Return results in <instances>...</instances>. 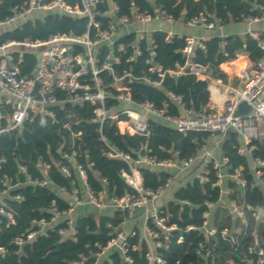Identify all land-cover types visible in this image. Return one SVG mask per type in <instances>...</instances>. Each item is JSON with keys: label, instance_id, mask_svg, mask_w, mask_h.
<instances>
[{"label": "built area", "instance_id": "built-area-1", "mask_svg": "<svg viewBox=\"0 0 264 264\" xmlns=\"http://www.w3.org/2000/svg\"><path fill=\"white\" fill-rule=\"evenodd\" d=\"M254 8L261 9L262 14L247 16L246 19L250 22L258 21L264 16V4L255 5ZM36 10H56L77 17L84 14L83 18L87 19L86 29L81 34L58 32L45 40L12 39L0 46V106H4L7 112L5 116L0 113V122L2 119L6 120V125L0 128V132L19 129L27 121H57L55 109L65 110L76 105H87L92 108L94 120L98 122L100 138L107 148L106 154L128 164L130 171L122 174L132 191L120 196L108 194L106 190L96 192L88 181L87 170L80 163L78 151L74 148L71 152L61 149L63 158L72 165V169L62 161L56 163L62 173L71 179L70 188H55L52 185L48 176L50 163L43 158L39 160L44 174V178L40 180L33 179L27 173L26 166L20 164V171L26 174V183L52 185L56 195L68 201L71 207L68 211H60L53 201V215L50 218H34L30 227L13 239V244L22 248L25 243L39 236H47L57 228L63 238L75 239L76 218L88 207L98 215L110 217L121 211L124 217L121 224L114 226L111 222L107 223L111 228V237L106 244L97 243V250L89 255H82L79 260H72L69 264H105L107 261L112 264L110 256L114 253L121 256L123 264H136L131 252L138 250L139 245H131L128 238L137 234L147 246L146 264H167L162 250L169 248V233L184 231L175 223L167 224L163 207L155 204L170 185L171 179L156 189L145 188L140 167H177L182 170L190 167L198 154L180 159L175 153L173 157L160 159L151 153V149L146 148L145 153L133 158L130 153L119 150L110 142L104 134L105 124L114 125L121 134L130 135L145 134L150 118H156L182 134L195 131L217 135L232 128L240 135L244 144L239 149L240 154L249 153L253 156L256 149L254 142L264 139V38L261 33H249L257 40L262 51V56L257 61L238 65L235 63L236 58H230L225 53L226 59L220 64V70L235 78L237 84L232 89L234 95L226 101L222 111L195 112L186 105L181 95L170 92L169 97L178 110L175 113L168 102L159 107L149 100H135L128 84L136 80L160 87L163 83L166 72L156 61V41L153 34L166 31V39L170 40L174 33L161 26L148 25L155 21L174 25L177 20L158 5L154 4L152 9H142L135 1H131L130 13H121L116 0H78L75 5L66 0H30L15 7L12 15L0 20V28L27 19ZM209 16L204 12L200 13L186 24L204 29L220 25L219 20H213ZM185 39L183 52L188 59L184 65H178L175 70H168V73L175 78L180 74H195L201 79L210 80L207 66L192 59L196 47L205 48L206 38L186 36ZM16 46H23L24 49L17 50L14 48ZM29 49L36 50L37 61L27 75H21L23 53ZM140 58H144L140 74L121 68L124 61L132 64ZM242 101H246L250 109L238 115L236 111ZM64 127L71 129L69 123L64 124ZM252 164L255 177L252 185L258 184L264 189L261 171L264 157L254 156ZM211 165L217 177L216 184L220 187L219 199L216 202H205L207 210L203 213L201 225L190 224L186 227V230L201 231L206 238L205 244L199 243L196 255L202 259L203 264H217L216 261L220 258L223 260L222 264H264V247L249 246L244 254H240L237 249L239 235L250 225L256 234L258 225L264 219V204L252 206L231 197L226 177L235 180L242 191L248 181L242 168L235 169L233 174L228 172V159L225 157L218 162L208 156L202 161L201 169L195 177L203 183L207 182L212 172ZM222 166L227 170H223ZM2 182L5 188L0 191V198L8 196L12 189L21 184L14 182L12 178L3 179ZM102 183L108 185V180L102 178ZM14 199L20 200L22 196L17 194ZM185 203L190 204L189 201ZM141 206L145 210L133 215V210ZM216 209L226 212L231 225L223 226L219 223V219L215 218ZM237 219L239 223L236 224ZM150 220L154 227L150 225ZM4 222L15 223V213L0 205V225ZM179 241L183 242V238L180 237ZM6 253L7 249L0 247V256ZM237 253L241 256L240 259L235 256ZM90 259L93 262L87 263Z\"/></svg>", "mask_w": 264, "mask_h": 264}, {"label": "trees", "instance_id": "trees-1", "mask_svg": "<svg viewBox=\"0 0 264 264\" xmlns=\"http://www.w3.org/2000/svg\"><path fill=\"white\" fill-rule=\"evenodd\" d=\"M30 0H0V20L6 19L13 14L17 6L24 5ZM75 5L78 0H66ZM121 13H130V3H135L142 9L158 5L175 20L185 23L199 15L209 14L213 20H219L220 25L230 22H239L249 15H259L255 5L264 4V0H116ZM41 17L27 18L19 21L16 26L0 32V46L8 40H45L58 32L81 34L85 31L87 19L77 17L56 10L40 11ZM166 31L154 32L156 41L157 57L163 71L166 72L160 87L146 84L142 81L129 82L135 100H149L155 105L162 107L165 102L170 103L173 112L178 113L176 106L171 101L169 93L181 95L186 105L195 112L207 111L210 100L208 90L209 80L201 79L195 74H180L173 77L168 70H175L178 65H184L187 55L183 52L186 44V36L174 34L170 40L166 39ZM264 38V34L261 35ZM205 48L196 47L192 59L196 63L207 66L208 71L214 77L226 79V75L220 70V64L226 59L225 53L230 58H236L241 52L249 55L252 61H257L262 56L258 42L250 34L241 36L231 34L227 36L214 35L204 41ZM144 58L129 64L125 61L121 68L133 70L138 75L144 67ZM37 61L35 49H29L23 53V61L20 64L21 75H27ZM147 68V66L145 67ZM57 121L41 123L38 120L27 121L24 125L12 131L0 132V191L5 188L2 180L12 178L14 182H20V186L12 189L8 196L0 198V205H4L15 213V223L0 225V247H5L7 253L0 256V264H69L72 260H79L82 255H89L97 250V243L106 244L111 237V228L107 226L111 222L114 226L123 222V214L117 211L113 217L98 215L93 209L86 208L76 218V238H63L58 233V228L50 231L47 236H39L33 241L25 243L22 248L13 244V239L25 232L34 218H50L53 201L60 211H68L71 207L69 202L58 197L55 188L61 186L71 187V179L62 173L56 165L62 161L72 169V165L60 154L63 151H78L79 161L87 170L88 181L96 192L105 191L111 195H123L131 192L132 188L120 175L128 173V164L119 158H111L106 154L107 148L100 138L98 122L94 120L92 108L85 105H76L65 110L55 109ZM69 123L71 129L65 128ZM4 119L0 122V128L5 127ZM104 134L110 142L119 150L131 154L133 158L145 153L146 148L151 153L163 159L173 157L175 153L180 159L196 156L203 144L210 138L207 132H188L182 134L176 129L166 125L156 118H150L145 134H121L116 126L105 124ZM254 156L264 157V144L255 141ZM171 149L173 153H170ZM240 140L237 132L228 131L221 145L222 156L228 159V172L233 174L235 169L242 168L248 185L242 191L238 183L228 180L231 188V197L240 201L258 206L264 204V189L255 183L254 172L248 156L240 154ZM43 158L50 163L48 170L52 185L40 186L26 183V174L20 171L23 164L33 179H43L44 174L39 166V160ZM212 168V165H211ZM262 179L264 180V167H261ZM140 172L145 188L156 189L172 179L173 173L170 168L140 167ZM102 178L108 180V185L102 183ZM217 177L214 169L207 182H201L198 177L180 185L165 207L164 215L167 224H177L184 231H171L169 233V248L162 250L167 259V264H188L195 262L203 264L195 250L200 242L206 243L204 234L199 230H186L190 224L201 225L203 213L207 210L205 202H216L220 196V187L216 184ZM20 194L22 199H14ZM189 201L190 204L185 203ZM215 218L220 219L224 226L225 220L231 225L229 216L220 209L215 210ZM227 223V224H228ZM239 223L237 219L236 224ZM150 225L154 227L150 220ZM60 226V225H59ZM137 227V226H136ZM138 230V228H137ZM180 237L183 242H180ZM237 249L244 254L249 246L259 245L264 247V219L258 225L256 234L250 225L239 235ZM60 243L57 247L56 243ZM128 242L138 244L139 249L131 252L136 264H146L145 254L147 246L140 241L139 234L130 236ZM112 264H123L121 256L114 253L110 256ZM218 264L222 258L218 259ZM93 262L92 259L87 263ZM105 264H110L108 261Z\"/></svg>", "mask_w": 264, "mask_h": 264}, {"label": "crops", "instance_id": "crops-1", "mask_svg": "<svg viewBox=\"0 0 264 264\" xmlns=\"http://www.w3.org/2000/svg\"><path fill=\"white\" fill-rule=\"evenodd\" d=\"M148 26H161L167 31H172L174 34L194 37H205L206 39L214 35L227 36L231 34H239L241 36H244L246 34H249L250 32H258L262 35L264 34V16H261V18L255 22H250L248 19L245 18L244 20L239 22H230L224 25H218L216 28L213 29H204L202 27H189L182 20H177L174 25H169L168 23L163 21H155ZM251 62L252 60L249 55L243 52L239 53L235 60V63L238 65H244ZM209 72L211 75V79L209 80L208 85V90L210 92L208 108L212 110V112L222 111L226 101L234 95L232 89L236 86L234 85V81H236V79L226 75L227 79L224 80L219 77H214L211 74V71ZM226 133L227 131L224 134L211 135L210 138L200 148L198 158L190 167L182 169V171H180V169L177 167L170 168L173 173L170 185L166 188L163 195L157 198V200L155 201L156 205L165 207L167 203L174 198V193L176 189L180 185L192 180V178L195 177V175L201 169L202 161L208 158V156L218 162H221V160L224 158L221 152V145L223 143ZM239 140L241 148L244 146V144L240 135ZM246 155L248 156L250 164L252 166L253 156H251L249 153H246ZM222 167L223 170H227L225 166ZM229 179L230 178L226 177L225 181L227 182ZM218 221H220V219ZM224 223L227 224V220H225ZM222 261H220L219 264H222ZM216 263L218 264V261H216Z\"/></svg>", "mask_w": 264, "mask_h": 264}, {"label": "water", "instance_id": "water-1", "mask_svg": "<svg viewBox=\"0 0 264 264\" xmlns=\"http://www.w3.org/2000/svg\"><path fill=\"white\" fill-rule=\"evenodd\" d=\"M257 11H258V13H259L260 15L262 14L261 9H257ZM84 16H85L84 14L81 15V17H84ZM249 109H250V106L248 105V103H247L246 101H242V102L240 103V105H239L237 111H236V114H238V115L244 114V113L248 112ZM0 113H1V115H3V116L6 115L7 112H6V109H5L4 106H0ZM228 131L236 132V131H235L234 129H232V128L228 129L227 132H228ZM261 142L264 144V139H261ZM59 152H60V154L62 155V150H61V149H59ZM170 153H173V150H172V149H171ZM120 177L125 181V178H126L125 175L121 174ZM144 210H145V207H144V206H141V207H137V208H135V209L133 210L132 213H133V215H138V214H141ZM180 232H181V231H180ZM59 245H60L59 242L56 243V246H57V247H58ZM256 250H258V247H257V246H256ZM235 256H236L238 259L241 258V256H240L238 253H237Z\"/></svg>", "mask_w": 264, "mask_h": 264}, {"label": "rangeland", "instance_id": "rangeland-1", "mask_svg": "<svg viewBox=\"0 0 264 264\" xmlns=\"http://www.w3.org/2000/svg\"><path fill=\"white\" fill-rule=\"evenodd\" d=\"M37 16L41 17V14H40V11H39V10L34 11V13H32V14H30V15L28 16V18H36ZM17 23H18V22H17ZM17 23H15V24H9V25H6V26L0 28V32L6 30V29H8V28H12L13 26H16ZM14 48L17 49V50H23V49H24L23 46H16V47H14ZM226 79H227V78H226ZM236 84H237V80L234 81V85H236ZM5 121H6V120H5ZM252 166H253V164H252ZM180 171H182V170H180ZM240 201L243 202V199L240 198ZM88 208H89V211H91V210H90V207H88ZM140 219H142V216L140 217Z\"/></svg>", "mask_w": 264, "mask_h": 264}]
</instances>
